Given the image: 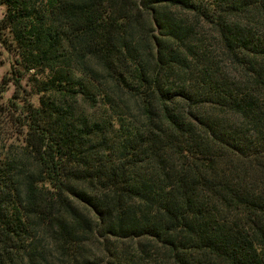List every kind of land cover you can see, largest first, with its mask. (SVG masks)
<instances>
[{"label": "trees", "instance_id": "16d2710c", "mask_svg": "<svg viewBox=\"0 0 264 264\" xmlns=\"http://www.w3.org/2000/svg\"><path fill=\"white\" fill-rule=\"evenodd\" d=\"M0 7V264H264V0Z\"/></svg>", "mask_w": 264, "mask_h": 264}, {"label": "rangeland", "instance_id": "374dc122", "mask_svg": "<svg viewBox=\"0 0 264 264\" xmlns=\"http://www.w3.org/2000/svg\"><path fill=\"white\" fill-rule=\"evenodd\" d=\"M5 15V8L0 7V21L3 19ZM16 60V55L13 52H9L6 48H4L0 43V86L2 84L3 78L5 75L10 73L12 65ZM15 92V86L10 84L8 91L5 93V101L9 100ZM36 100V98L34 99Z\"/></svg>", "mask_w": 264, "mask_h": 264}]
</instances>
